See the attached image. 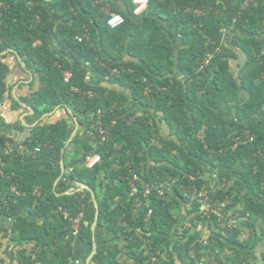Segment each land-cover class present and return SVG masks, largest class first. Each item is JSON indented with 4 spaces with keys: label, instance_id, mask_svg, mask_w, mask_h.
I'll return each mask as SVG.
<instances>
[{
    "label": "trees",
    "instance_id": "trees-1",
    "mask_svg": "<svg viewBox=\"0 0 264 264\" xmlns=\"http://www.w3.org/2000/svg\"><path fill=\"white\" fill-rule=\"evenodd\" d=\"M116 1L121 10L105 0H0V53H18L38 80L21 98L34 111L28 123L64 113L21 142L0 131V264H75L73 241L59 242L70 233L63 212L84 219L91 195L57 194L76 183L95 193L101 226L128 242L131 263L104 247L94 264H264V0H237L227 14L221 0H149L137 16L133 0ZM113 13L124 23L110 29ZM13 52L0 57V104L7 95L24 111L7 84L9 58L24 73ZM67 109L89 135L66 147Z\"/></svg>",
    "mask_w": 264,
    "mask_h": 264
},
{
    "label": "crops",
    "instance_id": "crops-1",
    "mask_svg": "<svg viewBox=\"0 0 264 264\" xmlns=\"http://www.w3.org/2000/svg\"><path fill=\"white\" fill-rule=\"evenodd\" d=\"M221 1L225 5L226 14L229 13L233 9L234 5L237 2V0H221ZM105 2L108 4L109 7L114 8L115 10H121L122 9V4L116 0H105ZM225 18H226V16H225ZM228 39L229 38H227V37L225 38V40H224L225 43L228 41ZM6 63L9 64V67H10V74L8 76V80H7L8 83L7 84L12 87L11 93H10L11 98L14 100V97H18V99L21 101V98L30 94L31 90L37 89V86H38L37 85V81H38L37 77L35 75H33L30 70H29L31 73L30 75H28L25 71H24V73H22L16 67V64L14 63V61L11 58H9ZM233 63H232V66L233 65L235 66V63L234 64ZM13 93H14V95H13ZM129 105L132 106V103H130ZM21 108H23V107H21ZM25 113H27L26 109H24V111H22L16 107H14L10 98L6 95L4 98V102L2 104H0V131L4 132L8 137L14 139V141H16V142L23 141L24 138L28 137V135H29L28 134L29 130L26 126H24V123H26L28 125H37L39 122H41L43 120V119L37 120L36 122L29 124L27 121V118L34 115V113H29L27 115V117H25L24 122H22L23 121L22 117ZM47 118H49V119H47ZM62 118H64V113H63V111H59V108H57L53 112H51L48 117H45L44 119H47V122L53 123V122H56ZM156 121H157L159 131L161 132V134L164 137H167L168 136V130H167L166 126H164L162 124L160 118L156 117ZM18 122L21 123V125L24 127V130H21L18 128V125H17ZM85 128H86V126L83 125L81 127L79 125L78 131L76 133V134H78V132H80L81 138H83V139H86L87 136L89 135L86 132ZM94 163H93L92 158L88 159L87 167H91ZM59 175H60V170H59ZM235 178H238L237 173H236ZM236 184L238 186H240L244 195L248 194V192L244 188H242V186L240 185L238 180H236ZM77 185L78 184L76 183L74 187H77ZM87 192H89V191H87ZM90 195H91V193H90ZM203 195H206V194H203ZM95 201H96V205H95ZM116 204H117L116 200L112 201L111 205H110V209L115 208ZM141 208L142 207L140 206L138 208V210L136 211V213H138L141 210ZM201 210L202 211L204 210L203 206L201 207ZM180 213H181L180 220L182 221L185 218V210L181 209ZM99 215H100L99 204H98L96 195L94 193V198L91 195V204L88 207L86 215H85V217L81 223V230L85 234L86 240H84V241H79L77 239L75 240L74 238L71 237V234L69 233V234L64 235L63 237L59 238V242H61L63 239H66V238L72 240L74 243V250H75L76 256L78 257L79 261H83V262L85 261L86 262V260L92 254V251L95 247H96L97 252L99 250H101L102 248L107 247L111 251L112 250H118L120 252V254L118 255V260L121 263H124V262L131 263L130 256L127 254L128 253V248H127L128 242H126V240L123 236H118L114 233L107 232L106 228H103L101 226ZM254 219L255 218H252V220H254ZM256 225L261 226L264 224H263V222L258 221V222H256ZM197 230H199V231L201 230L202 232H204V234L208 233L207 230H205L203 228V225L201 223H199ZM42 248H44L43 242H42L41 249ZM263 251H264V241L256 249V255H258V258H259V254H261ZM94 256H93V258H94ZM93 258H92V260H93ZM91 264H94V263H92V261H91Z\"/></svg>",
    "mask_w": 264,
    "mask_h": 264
},
{
    "label": "built area",
    "instance_id": "built-area-1",
    "mask_svg": "<svg viewBox=\"0 0 264 264\" xmlns=\"http://www.w3.org/2000/svg\"><path fill=\"white\" fill-rule=\"evenodd\" d=\"M148 1L149 0H133V5H134V10H133V15H140L141 13H143L148 6ZM251 1V0H246L245 2V6H247V2ZM124 23V19L121 15L119 14H111L109 19L107 20V26L110 29H115L118 28L119 26H121ZM71 77L70 73H65V80L68 81ZM100 137L102 142H104L107 138V134L105 132H103L102 130H100ZM253 138H250V141H252ZM35 151H39V149H36ZM91 159V158H90ZM93 159V163H97L100 161V158L98 156H95ZM94 163V164H95ZM93 164V165H94ZM92 165V166H93ZM137 179V175L133 174V180ZM166 187L164 185H161L158 189V195L163 196L164 195V189ZM154 189V187H150V186H145V195L149 194L151 192V190ZM169 188L167 187L166 190H168ZM204 198H206V195H203ZM223 206V205H221ZM208 207V206H207ZM209 208V207H208ZM218 208V207H217ZM214 209L213 212L221 219H223V216L221 214V208L218 209ZM150 214V211H149ZM63 215L66 219L69 220L70 222V229L69 232L71 234V237L74 238L75 240L77 239V236L80 233V228H81V221L83 219V214H79L77 217L75 218H71L69 216V214L67 212H63ZM239 224L238 220H233L229 223V226L235 227ZM75 264H80L79 260L75 261Z\"/></svg>",
    "mask_w": 264,
    "mask_h": 264
},
{
    "label": "water",
    "instance_id": "water-1",
    "mask_svg": "<svg viewBox=\"0 0 264 264\" xmlns=\"http://www.w3.org/2000/svg\"><path fill=\"white\" fill-rule=\"evenodd\" d=\"M9 52H13V51H12V50H7V51H5V52H2V53H0V57L6 55V54L9 53ZM13 53L15 54V56H16V58H17V61H18L19 65H20V67H21V68H22V69H23L28 75H30V74H31L30 71L26 68V64L22 61V59H21V57L19 56V54L16 53V52H13ZM13 95H14V93H13ZM14 100H15V102H16L19 106H21V107H23L24 109L27 110V113H25V114L23 115V117H22V120H23L22 122H24L25 117H27V115H28L29 113H34V111H33V109H32L31 107L27 106V105L24 104L22 101H20V100L18 99V97H14ZM57 108H58V107H57ZM57 108H56V109H57ZM67 110H68L69 115H70L71 118H72V121H73L75 127H74L73 132L71 133L70 138H69L68 141L66 142V146L69 145L70 142L73 140V138L75 137V135H76V133H77V131H78V128H79V122H78L77 117L72 113V111H71L70 109H67ZM49 115H50V113L44 114V115L42 116V119H44L45 117H48ZM24 126H26V127L28 128V130H30V129H32L35 125H28V124L24 123ZM64 172H65V167H64V164H63V160H61V162H60V175L58 176V178H57V179L55 180V182H54V189H55L56 185L59 183V181H60L61 177L63 176ZM83 191H89V192L91 193L92 197L94 198V193L92 192V190H91L90 188H88L87 186H85V185H81V184H78L77 187H72V188H70V189H69L67 192H65V193L57 194V196H58V197H60V196H72V195H74V194H76V193H80V192H83ZM95 205H96V201H95ZM96 253H97V250H96V247H95V248L93 249V251H92V254H91V255L89 256V258L86 260L85 264H91L92 258H93V256H94Z\"/></svg>",
    "mask_w": 264,
    "mask_h": 264
},
{
    "label": "clouds",
    "instance_id": "clouds-1",
    "mask_svg": "<svg viewBox=\"0 0 264 264\" xmlns=\"http://www.w3.org/2000/svg\"><path fill=\"white\" fill-rule=\"evenodd\" d=\"M113 14H115V13H113ZM204 198V197H203ZM205 200H206V198H204ZM208 205L206 204V203H204V206H203V208H204V210H205V208L207 207Z\"/></svg>",
    "mask_w": 264,
    "mask_h": 264
},
{
    "label": "rangeland",
    "instance_id": "rangeland-1",
    "mask_svg": "<svg viewBox=\"0 0 264 264\" xmlns=\"http://www.w3.org/2000/svg\"><path fill=\"white\" fill-rule=\"evenodd\" d=\"M238 63H240V64H241V63H242V61H239ZM233 64H234V63H233ZM233 66H234V65H233Z\"/></svg>",
    "mask_w": 264,
    "mask_h": 264
}]
</instances>
